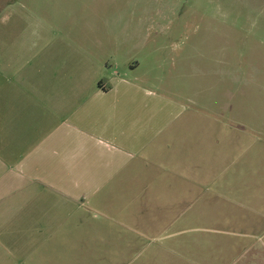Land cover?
I'll list each match as a JSON object with an SVG mask.
<instances>
[{"label": "crops", "instance_id": "0c3cea01", "mask_svg": "<svg viewBox=\"0 0 264 264\" xmlns=\"http://www.w3.org/2000/svg\"><path fill=\"white\" fill-rule=\"evenodd\" d=\"M1 1L0 264L24 261L26 226L39 229L52 223L46 218L50 204L41 203L42 180H97V189L111 183L108 191H155L157 196L159 191H215L216 172L226 169L229 158L220 160L222 151L217 155L218 145H212L216 141L201 145L187 140L184 125L173 123L177 113H169L174 106L170 99L154 107L150 90L129 76L138 67L136 60L121 69L120 33L83 28L84 13L79 6L70 8L75 0H50V6L48 0H32V12L15 10L27 8L26 0L13 5ZM202 146L213 150L203 152ZM230 149L225 147L224 157ZM48 188L57 194L53 186ZM80 190L64 187L60 194L72 206L100 207L108 214L79 224L86 234L66 242L96 245V252L86 248L81 255H60L66 264H115L126 255L104 245L123 243L128 250L134 243H167L178 233L168 227H178L184 219L174 199L144 207L132 204L117 213L119 206L110 209L105 200L103 206L95 204V191ZM254 212L250 223L240 221V227L255 228L254 235L243 236L254 238L259 249L239 252L231 264H264V231L256 232L264 222V208ZM90 222L96 231L87 229ZM58 224L68 222L54 226ZM157 256L160 264H170V256L178 259L167 244L155 249ZM181 260L202 264L200 256L197 263Z\"/></svg>", "mask_w": 264, "mask_h": 264}, {"label": "rangeland", "instance_id": "374dc122", "mask_svg": "<svg viewBox=\"0 0 264 264\" xmlns=\"http://www.w3.org/2000/svg\"><path fill=\"white\" fill-rule=\"evenodd\" d=\"M14 2L8 0V4ZM25 3L27 8L15 10L32 12V0ZM0 6H5L1 0ZM76 6L84 13L83 28L120 33L117 60L121 69L136 60L138 67L129 76L150 90L154 107L157 101L170 99L174 106L169 113H177L173 123L184 125L186 139L201 145L216 141L212 145H218L217 155L222 151L220 160L229 161L224 171L216 172L215 191H159L157 196L155 191H108L111 183L97 189V180H42L41 203L55 211L46 217L52 223L39 229L25 227L24 261L16 264H66L60 255H81L86 248L96 252V245L66 241L87 231L79 224L108 213L100 207L72 206L60 194L70 186L95 191L94 203L103 206L105 200L110 209L119 206L117 213L130 205H156L161 198L177 200L174 208L183 212L184 219L178 227H168L170 233L178 232L175 237L167 243H134L128 250L123 243L104 245L116 246L115 253L126 255L115 264H160L154 251L165 244L178 254V259L169 257L170 264H183L181 258L197 263L199 256L202 264L205 260L231 264L239 252H255L257 241L243 236L255 228L240 227V221L249 224L254 211L264 208V0H75L70 8ZM225 147H231L229 157H224ZM202 150L213 149L202 146ZM207 156L209 152L203 159ZM61 220L68 224L55 227ZM95 225L90 222L87 229L96 231ZM258 226L256 232L264 231V222ZM239 244L243 249H237Z\"/></svg>", "mask_w": 264, "mask_h": 264}]
</instances>
